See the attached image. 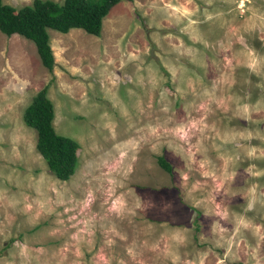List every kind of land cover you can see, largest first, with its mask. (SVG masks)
<instances>
[{
  "label": "rangeland",
  "instance_id": "1",
  "mask_svg": "<svg viewBox=\"0 0 264 264\" xmlns=\"http://www.w3.org/2000/svg\"><path fill=\"white\" fill-rule=\"evenodd\" d=\"M46 30L51 70L0 31V264H264V0H119L98 35ZM46 83L78 144L64 180L21 116Z\"/></svg>",
  "mask_w": 264,
  "mask_h": 264
},
{
  "label": "trees",
  "instance_id": "2",
  "mask_svg": "<svg viewBox=\"0 0 264 264\" xmlns=\"http://www.w3.org/2000/svg\"><path fill=\"white\" fill-rule=\"evenodd\" d=\"M119 0H31L15 7L0 0V31L30 39L41 64L51 70L53 55L48 41L47 28L66 32L80 28L98 35L101 19ZM47 83L36 90L22 110V121L35 131V148L48 169L58 179H67L76 164L77 142L68 135L55 131L52 125L53 107L46 94ZM157 164L170 172V163L156 156Z\"/></svg>",
  "mask_w": 264,
  "mask_h": 264
}]
</instances>
